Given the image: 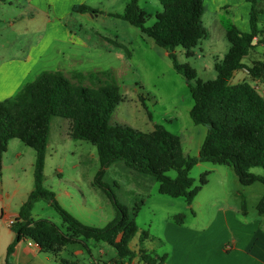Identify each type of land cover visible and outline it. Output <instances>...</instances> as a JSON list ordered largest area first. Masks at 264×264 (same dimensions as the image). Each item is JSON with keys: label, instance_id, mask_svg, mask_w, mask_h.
Here are the masks:
<instances>
[{"label": "trees", "instance_id": "1", "mask_svg": "<svg viewBox=\"0 0 264 264\" xmlns=\"http://www.w3.org/2000/svg\"><path fill=\"white\" fill-rule=\"evenodd\" d=\"M137 1L128 0L121 13L107 15L139 28L157 46L165 49L173 69L187 80L193 100L189 110L191 120L194 124L210 125L197 155H184L179 137L158 123H154L149 132L123 124L110 125V116L123 97L109 71L73 72L71 77H66L60 70L40 72L15 94L0 101V170L1 155L6 151L8 140L19 139L35 152L34 188L20 205L10 226L14 237L0 264H14L10 256L14 247L25 238L32 239L40 252L50 253L63 264H78L59 259L58 254L71 243L85 246L86 240L109 244L115 252L110 264L130 263L135 257L144 264H164L166 260L165 254L158 255L152 250L141 248L134 252L130 249L129 242L138 233L135 222L138 205L129 208L113 200L114 217L103 227H94L83 224L62 208L54 193L43 186L49 125L55 116L69 121L68 136L71 139L87 141L96 148L101 168L98 176L103 168L123 161L128 168L158 181L159 193L184 197L188 204L208 182V171L201 173L198 184H194V179L189 176L190 169L199 162L232 167L242 185L254 182L264 185V99L248 81L231 83L233 72L240 69H245L251 80L264 82V51L259 59L243 62L257 46H264V29L258 20V14H264V0H248L250 31L242 32L233 23L226 24L228 50L214 63L216 76L206 81L196 79L195 72L189 65L180 64L175 53V49L181 47L187 56H191V50L206 36L202 23L204 0H158L161 10L149 27L144 25L148 14ZM72 11L102 13L85 4L73 5ZM86 81L88 85H85ZM255 167L263 172H252ZM170 170L176 171L174 178L167 175ZM41 199L59 214L65 231L49 219L31 217L33 203ZM256 211L264 216V193ZM240 212L243 216L247 214L244 199L240 203ZM173 219L182 223L184 215L176 214ZM140 236L141 239L148 238L147 233Z\"/></svg>", "mask_w": 264, "mask_h": 264}, {"label": "rangeland", "instance_id": "2", "mask_svg": "<svg viewBox=\"0 0 264 264\" xmlns=\"http://www.w3.org/2000/svg\"><path fill=\"white\" fill-rule=\"evenodd\" d=\"M127 1L91 0L89 5L104 13H72L66 22L83 43L54 41L27 81L34 80L43 70L58 68L66 77H71L73 72L109 71L123 97L110 116V125L123 124L149 132L153 124L158 123L179 137L184 155L195 156L207 127L194 124L189 116L193 100L187 80L173 69L165 49L157 46L139 28L107 15L121 13ZM137 4L148 14L144 25H153L156 13L161 10L159 1L138 0ZM204 6L202 23L206 36L191 50V56H187L181 47L175 49L178 62L189 65L196 79L201 81L216 76L214 63L223 58L229 47L225 26L232 23L231 12L223 8L214 10L212 3L205 2ZM228 7L234 9L231 5ZM262 25L260 23V27ZM36 40V32L28 37L11 32L0 35V61L12 53L22 55L23 48ZM243 62L249 63L248 57ZM88 84L86 81L85 85ZM68 126L69 121L65 118L55 116L51 119L43 186L54 193L62 208L83 224L106 225L115 215L113 200L129 208L138 205L135 217L138 236L147 233L146 243L156 247L158 255H163L167 245L160 242L167 231V222L173 223L176 214H183L188 223L206 221L214 215L216 208H240L242 199L246 202L247 212H257L256 205L264 193V185L260 182L247 186L240 184L232 167L226 165L200 162L190 169L189 176L194 179V184H198L201 173L209 172L208 182L191 204L184 197L159 193L158 181L128 168L123 161L103 168L98 176L101 168L96 148L87 141L71 139ZM34 158L32 148L19 139L8 140L6 151L1 155L0 209L3 212L18 211L34 188ZM251 171L263 172L259 167ZM167 175L174 178L176 171L170 170ZM31 216L49 219L66 230L59 214L45 200L33 203ZM1 230L5 236L9 232L6 224L1 225ZM132 247L135 248L134 244ZM114 256V249L109 244L93 240H86L85 246L68 244L58 254L59 259L78 264H104ZM39 258H48L49 264H63L50 253L40 252Z\"/></svg>", "mask_w": 264, "mask_h": 264}, {"label": "crops", "instance_id": "3", "mask_svg": "<svg viewBox=\"0 0 264 264\" xmlns=\"http://www.w3.org/2000/svg\"><path fill=\"white\" fill-rule=\"evenodd\" d=\"M90 1L0 0V21L4 27L0 29V35L11 32L13 35L16 33L28 37L34 32L37 33V40L23 48L22 55L12 53L0 61V101L12 96L25 83L30 82L27 79L54 41L83 43L66 21L72 13H75L72 11L73 5L90 6ZM205 2L209 5L212 3L214 10L223 8L224 11L231 12L232 23L242 32L250 31L248 0H204ZM229 5L234 9L229 8ZM100 12L104 13L102 10ZM258 20L259 25L262 23L261 27L264 29L263 13L258 14ZM263 51V45L252 50L247 56L249 63L253 59H259ZM247 77L249 75L245 69L236 70L232 74L231 83L246 81ZM248 82L253 85L256 80L250 79ZM260 84L263 85L262 82ZM259 94L264 99V93ZM206 131L207 128L198 144L197 153ZM17 214L18 211L3 212L0 209V263L4 261L7 246L14 237L6 220L15 218ZM3 224L8 226L9 232L6 236L1 230ZM165 229L167 231H164L163 242H160L167 245L164 264H264V216L258 215L257 212L250 214L248 211L243 216L240 208L220 207L216 208L214 215L206 221L188 223L185 217L182 223L167 222ZM146 240L141 239L137 233L129 242V247L134 252H138L141 248L157 252L156 247L147 244ZM35 251L25 242H20L14 247L10 256L11 261L14 264H49L51 262L48 258H39L40 251L34 254ZM126 264L144 263L135 257Z\"/></svg>", "mask_w": 264, "mask_h": 264}, {"label": "built area", "instance_id": "4", "mask_svg": "<svg viewBox=\"0 0 264 264\" xmlns=\"http://www.w3.org/2000/svg\"><path fill=\"white\" fill-rule=\"evenodd\" d=\"M262 83H263V85H261L259 81H256L252 85L258 93H264V82H262ZM14 220H15V218H8L6 220L8 226H11L14 223ZM20 242H25L28 246L33 247L36 250L34 252V254L39 251V246L32 239H30V238H25L24 240H22Z\"/></svg>", "mask_w": 264, "mask_h": 264}, {"label": "water", "instance_id": "5", "mask_svg": "<svg viewBox=\"0 0 264 264\" xmlns=\"http://www.w3.org/2000/svg\"><path fill=\"white\" fill-rule=\"evenodd\" d=\"M206 127H207V129H209L210 128V125L208 124Z\"/></svg>", "mask_w": 264, "mask_h": 264}]
</instances>
